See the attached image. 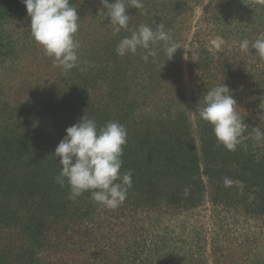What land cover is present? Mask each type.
Here are the masks:
<instances>
[{"label":"rangeland","instance_id":"obj_1","mask_svg":"<svg viewBox=\"0 0 264 264\" xmlns=\"http://www.w3.org/2000/svg\"><path fill=\"white\" fill-rule=\"evenodd\" d=\"M12 1L20 7L13 6L0 14V108L57 106L71 101L66 98L67 94L70 97L74 95L72 102L76 103L81 92L85 94V104H122L125 90L135 87L138 91L146 88L141 91L140 106L146 105L153 110L170 109L174 115L188 113L191 124L198 113L196 101L201 100L198 97L201 95L194 96L193 92L207 90L223 82L238 95L235 98L236 110L249 122V136L256 134L257 127H264L258 119L259 104L264 99V60L251 49V43L264 33V0H143V8L139 10L127 5L130 29L135 30L145 24L155 30L158 24H163L165 31L180 46L173 59L167 61L164 44L160 42L153 46L157 51L156 57H149L148 62L142 59L143 49L123 57L117 55L115 49L119 41L130 32L122 29L118 35L113 34L101 0H69L80 16L79 30L75 34L80 44V64L67 73L55 66L30 36V17L25 5L21 0ZM243 39L250 42L248 53L240 51L239 43ZM218 42H222L219 49L216 47ZM184 54L188 60L184 59ZM190 54L198 56L196 63L190 60ZM4 116V112L0 114L1 124L6 123ZM254 142L257 140L253 139ZM207 182L205 180L206 185ZM86 193L77 201L80 208L91 212L85 217L91 222L85 221L80 229L78 222H70V229H65V223L47 216L51 212L50 205L45 209L39 206L45 212L42 216L45 219L38 221L41 234L39 232L37 236L44 239L40 250L23 252L26 262L214 264L212 253L216 238L209 231L212 228V205L208 188L206 200L190 215L162 216L159 219L158 215L145 218L129 214L116 215L117 219L112 217L115 214L108 213L111 209L99 206ZM62 199L51 205L57 208L63 203ZM6 210L7 204L0 203V247L9 238L26 233L21 219L13 227L16 232L22 231L14 233L12 228H4L5 219L1 212ZM6 214L15 217V212ZM19 216L32 220L34 212L23 210ZM35 217L37 219L38 216ZM247 229L239 225L238 229L225 234L228 241L222 239V244L235 252V264H249L254 255L255 251L250 247L253 237L247 234ZM83 232L86 235H78ZM66 233L69 239H66ZM140 233L149 242L161 241V252L156 255L151 252V256L147 251L139 254L135 244ZM260 238L262 247L264 232ZM169 250H179V254ZM173 257L174 261L170 262ZM2 258L5 261L9 257L0 258V264H5Z\"/></svg>","mask_w":264,"mask_h":264},{"label":"trees","instance_id":"obj_2","mask_svg":"<svg viewBox=\"0 0 264 264\" xmlns=\"http://www.w3.org/2000/svg\"><path fill=\"white\" fill-rule=\"evenodd\" d=\"M70 5L73 7L72 2ZM13 6L20 7L12 0H0V14ZM145 89L138 91L132 87L125 90L122 104H85V94L81 92L76 103L72 102L74 95L67 94L66 98L71 101L57 106L0 108V114L4 112L6 119V123H0V203L7 204V210L2 211L1 216L5 219L4 228H12L14 233L22 231L16 232L13 227L21 219L26 231L1 245L0 258L9 257L5 261L2 258L3 263L29 264L24 260L23 252L41 249L44 237L37 236L40 232L38 221L45 219L42 209L48 205L51 207L47 215L49 219L65 223V229L69 228L70 222H78L79 229L91 222L85 218L91 212L80 208L77 201L81 197L75 201L69 199L67 183L63 187L57 183L60 165L53 155L66 135V128L86 115L95 120L98 127L114 121L127 129L120 171L121 174L131 171L132 186L119 208L108 212L115 214L112 217L129 214L150 218L158 215L159 219L162 216L190 215L204 203L208 188L212 205V228L209 231L216 238L213 240V263H237L235 252L223 245L222 239L228 241L225 234L240 225L247 227V234L253 237L250 247L255 252L249 264H264V245L261 247L260 238L264 232V140L253 143L255 135L249 136V122L241 118L247 127L240 142L235 151L226 150L217 143L212 126L198 113L195 122L190 124L188 113L174 115L170 109L153 110L146 105L140 106L141 91ZM198 91L193 94L201 95L198 96L201 99L207 92ZM231 93L234 98L238 96L232 90ZM260 130L264 132V127ZM225 177L233 180L231 187L224 186ZM204 179L208 181L207 185ZM86 194L91 196L90 192ZM58 199L63 203L54 208L52 205L59 202ZM23 210L34 212L32 220L19 216ZM10 211L11 214L15 212L14 218L6 214ZM78 235H86V232ZM137 239L135 246L139 254L147 251L150 256L151 252L156 255L163 249L159 246L161 241L149 242L143 233ZM169 251L179 254V250Z\"/></svg>","mask_w":264,"mask_h":264},{"label":"clouds","instance_id":"obj_3","mask_svg":"<svg viewBox=\"0 0 264 264\" xmlns=\"http://www.w3.org/2000/svg\"><path fill=\"white\" fill-rule=\"evenodd\" d=\"M21 3L25 5L30 17V36L43 49L44 54L65 73L79 67L80 44L75 39V34L79 30L80 16L69 0H21ZM101 3L107 10L105 18L111 24L113 34L118 35L122 29L130 32L129 36L119 41L115 49L117 55L123 57L143 49L145 54L142 59L148 62L149 57L157 55L153 46L163 42L169 61L180 49L179 44L165 31L163 24H158L155 30L145 24L139 25L135 30L129 28L131 17L128 15L127 5L139 10L143 8V0H114L111 3L109 0H101ZM221 43L216 44L218 49ZM249 43L248 39H243L239 43L240 51L248 53ZM251 49L264 60V33L251 43ZM190 55V60L196 63L198 56ZM184 59L189 58L184 54ZM237 107V101L228 85L221 82L207 89L196 111L203 121L212 126L217 143L229 151L236 150L247 127L237 112ZM259 109L258 119L264 123V100H261ZM65 132L66 135L53 154L60 165L57 183L61 187L67 183L70 188L69 199L73 201L84 192H90L92 201L99 206L107 209L119 207L126 199L128 188L132 186L131 171L123 174L120 171L123 149L127 144L125 126L109 121L98 127L95 120L85 115L77 123L67 127ZM255 133L257 141L264 140V132L259 127L255 129ZM223 184L231 187L233 180L225 177Z\"/></svg>","mask_w":264,"mask_h":264}]
</instances>
